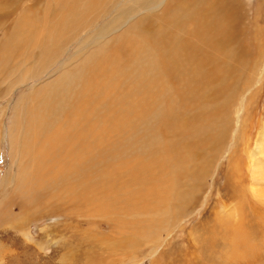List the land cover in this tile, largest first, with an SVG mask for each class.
<instances>
[{"label":"rangeland","instance_id":"obj_1","mask_svg":"<svg viewBox=\"0 0 264 264\" xmlns=\"http://www.w3.org/2000/svg\"><path fill=\"white\" fill-rule=\"evenodd\" d=\"M34 86L91 160L22 191ZM0 111V264H264V0H0Z\"/></svg>","mask_w":264,"mask_h":264},{"label":"bare ground","instance_id":"obj_2","mask_svg":"<svg viewBox=\"0 0 264 264\" xmlns=\"http://www.w3.org/2000/svg\"><path fill=\"white\" fill-rule=\"evenodd\" d=\"M53 40H54V38H53ZM95 61H97V59H95ZM65 72L68 75H64L58 81V83H53V80H49V78H47L48 80L45 79L44 81H45L46 85L44 86L45 90L42 91V94L44 95V94H47V93H56L57 91L63 89L65 87V85H68V91L70 93V96H72L73 90H74V88H76V86H74V82H76V80L78 81V78L81 75V71H79V70H73V71L71 70L70 71V69L69 70L67 69ZM60 73H63V72H60ZM35 90H36V88L34 86V87H32L30 89L31 92L28 91L21 98L22 105L25 108L29 107L27 105V101L30 100V99H33V102L31 104V106L29 107L32 111H31L29 116L25 117V121L27 123L26 131L24 132V131H21L19 129L11 131V128H10V131H11V134H12V143L16 144V147H15L14 151H16L20 155V157L25 162L24 166H27L26 168H28L26 171H24V169H23L22 173H20V176H19L20 177L19 180L21 181V184H22V191L29 190L30 188H34V186H32L31 184H33V183L36 184L39 180H41L42 183H43V181L45 183V180L42 181V179H41V175L43 173H47L48 174L47 177H53L52 172H57L58 173L59 170L66 169L68 166L80 165L82 168H86L87 165L90 163V160H91V158L89 159L88 157H86V159H85L84 156H83L84 137H83V134H82V132H83V130H82L83 127H81L82 124H80V126L78 125V127L75 126L76 129H79L81 131V132L79 131L80 135L78 136L76 144L68 145V146L64 145V143H66L67 140L69 139L70 131H72L73 133L75 131V130L70 129V123H71V125L72 124L73 125L77 124L80 121L79 119H81L82 116L84 115L83 113H84V109L85 108H84V106L82 107V103L79 104V109H77L75 112L67 113L65 116L58 118V126H56V127H54V128L49 130V133H52L54 135V138L50 142H47L46 138H45V133H43V131H42V125L46 126L45 122L49 118V116H48L47 112H43L42 113V112L34 109V107H35V105L37 103V100L39 98V97H35L37 95V92H34ZM32 92H34V93H32ZM4 94H6V93H4ZM82 98L87 99L88 97H87L86 94L83 93ZM85 106H86V104H85ZM70 118H72L73 120H70ZM84 119L85 118H83V120H82L83 122L86 121V119L85 120ZM12 124L17 125V126H22L23 125L22 121H17V122H13L12 121ZM28 125H30V126H28ZM65 128H67V129H65ZM73 133H71V135ZM67 135H68V138H67ZM62 147L64 149H62ZM73 148L75 150H73ZM63 151L66 153V155L64 157L62 156V152ZM32 153H34L36 156H33ZM48 153L50 154V157H48ZM77 154H79L78 159H77V157H75ZM43 164H47V166L44 168ZM24 172L27 173V174H25ZM253 174L257 176V175H259V172L258 171H254ZM8 179H9V176H8ZM68 179H74V177L69 175L67 180ZM46 180H47V178H46ZM52 181L60 183V181H57V180H52ZM52 181H49V182H52ZM68 184H69V182H68ZM165 185H166V183H165ZM35 188H37V187H35ZM65 195H66V193H65ZM102 196H104V195H102ZM95 197L97 198V195ZM26 199L28 201V200L35 199V197L33 195H30ZM112 210H114V208ZM156 210H157V208H156ZM114 211H113V214H114ZM121 212H119V213H121ZM126 215H128V214H126ZM114 217H116V216H114ZM117 218H119V217H117ZM131 218H132V216H131ZM135 224H136V222H135ZM141 227L142 226H140V228ZM133 228H135V227H133ZM133 228H132V231H133ZM140 233H142V232H140ZM129 235H130V233H129ZM210 235L212 237L214 236L213 233L212 234L210 233ZM220 235H221V233H220ZM224 238L226 240V244L230 243V239L227 240V235H225ZM128 241L130 242L129 243V245H130L131 241L127 240V242ZM239 246L242 247V250L246 249V244L244 242L240 243ZM252 249L245 250V254L251 253ZM206 255H208V254H206ZM225 257L230 259L229 250L228 249L225 250ZM211 264H213V263L211 262ZM214 264H216V263H214Z\"/></svg>","mask_w":264,"mask_h":264}]
</instances>
